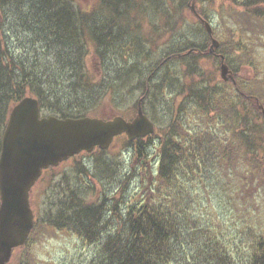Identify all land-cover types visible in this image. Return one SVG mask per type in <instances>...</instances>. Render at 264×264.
Here are the masks:
<instances>
[{
  "label": "trees",
  "instance_id": "trees-1",
  "mask_svg": "<svg viewBox=\"0 0 264 264\" xmlns=\"http://www.w3.org/2000/svg\"><path fill=\"white\" fill-rule=\"evenodd\" d=\"M190 2L177 10L173 0H97L90 9L80 8L74 0H0V144L10 109L25 97L36 98L41 111L58 118L95 117L107 97L143 75L134 60L95 79L84 63L89 51L99 58L116 51L138 59L146 55V44L156 48L167 42L170 50L161 63H180V71L169 74L171 79L166 71L152 83L161 67L156 64L139 85L142 104L157 103L169 120L162 127L150 117L159 132L124 144L131 152V166L143 167L136 196L126 199L131 170L122 176L123 166L109 161L96 164L94 172L78 161L75 179L81 183L55 186L59 206L45 224L73 232L89 244L99 243L93 264H264V237L246 219L264 204V151L254 149L264 140L250 127L251 118H257L264 134L258 108V104L264 107V62L254 41L242 38L241 27L237 31L225 22L229 37L219 41L215 53L251 69L248 80L239 79L238 70L234 71L235 86L228 87L215 75L216 69L202 64L213 55L208 53L209 36L189 10ZM221 5L230 21L239 12L251 20L264 19V0H221ZM150 13L157 15L158 24L145 32L141 26L149 24L145 15ZM193 21L206 33L198 43L193 39L197 31ZM11 23L15 25L6 27ZM254 26L258 36L264 35L262 23ZM175 35L178 39H173ZM160 93L163 100L153 102L152 96ZM187 117L193 126L184 123ZM155 138L158 165L154 169L145 167L148 155L143 144ZM100 169L107 182L119 183L111 197L106 189L93 193L86 181ZM231 174L236 175L235 182ZM222 179L240 225L237 238L221 232L223 227L209 217L213 213L208 207L202 206L205 215L200 205L196 209V187L223 184ZM91 192L94 200L89 202L86 196ZM247 235L253 240L248 242ZM249 248L248 257L244 251L250 253Z\"/></svg>",
  "mask_w": 264,
  "mask_h": 264
},
{
  "label": "rangeland",
  "instance_id": "rangeland-1",
  "mask_svg": "<svg viewBox=\"0 0 264 264\" xmlns=\"http://www.w3.org/2000/svg\"><path fill=\"white\" fill-rule=\"evenodd\" d=\"M96 1L97 0H74V2L80 8L84 9L92 8L95 5ZM181 4L186 5V0H173V8H177V10H180ZM194 4L196 9L200 11L201 15L207 17V20L210 22L215 40L217 39V41L221 42L223 38L226 39L229 37L227 33L228 29L226 27L234 26L235 30L237 31L239 30V27H241V35L243 36L242 38H245V40L248 41H254L253 45L260 48V50L258 49L259 53L261 54L260 60L264 62V35L258 36V32L255 31L254 26V23H262L264 27V19L261 22L254 19L251 20L250 18L244 16L243 13L239 12L236 15L235 21H230V19H228L224 15V10L221 8V0H194ZM240 10L241 9H239V11ZM145 16L150 19V22L149 24L143 23L141 26L142 30L145 32H147L146 29L151 31V27L149 25L158 24L156 23L158 19L157 15L150 13ZM222 17L225 19V21H222ZM193 22L196 23L193 31L197 30L193 39L198 43L204 38V35H206V33L203 32L202 27L200 28L201 25L197 21ZM225 22L226 24H228L226 27L224 25ZM14 25V23H11V25H6V27H13ZM135 26L137 27L138 31H141L138 22ZM17 33L18 28H14L13 36H15ZM178 36L179 35H175L173 39H178ZM163 39L164 38L162 37V40L158 41H163ZM144 47L146 55H143L142 58H140L139 56L138 59H136L135 56H126L124 58L121 56V52L116 51H110L103 58H99L96 57V55H94L91 51H89L87 58L84 59V63L87 61V68L93 73V75H96L95 79L102 77L104 74H107L109 76V73L111 71L119 68L124 64H126V66L130 65L134 62V60H136L137 66L141 67V71L143 72L142 76L141 74H139L138 78H135L129 84L123 83L122 87L118 91H116V93H114L111 97H107L108 101L104 103V107L96 109L95 117L109 118L112 116L121 115L130 120L136 115V103L142 95V91L139 90V85H142L145 82V80L148 78V74L152 71L154 66L156 64H160L166 56V53L168 54L170 50L167 42H164L163 44L160 43L156 48H154L153 45L148 44H146ZM218 48L219 46L217 48L213 47L212 52H215ZM226 49L227 47L224 46V53H226ZM217 54L219 53H215V55ZM226 63L229 66L231 72L238 70L237 76H239V79L241 78L248 80L250 78L251 69H249L248 66L244 65L243 67H238L233 58L229 59V61H226ZM202 64H204V66L209 70L216 69L215 75L219 78V62L216 56H213L212 60H207ZM160 66L161 67L158 68L154 74V79H151L152 83H156L158 81V78L163 76L166 71L168 79H171L172 77L169 74H176L181 69L179 61H167V63H163V65L161 64ZM232 74L233 73L227 74V80L225 81L227 86L228 84L233 85V81L235 80V78L232 77ZM174 88L175 87L173 86L172 89ZM159 100H163V95L161 93L159 95L154 94V96H152L153 102H157ZM154 104L156 106H152L150 103H147L146 105L143 104V111L149 118V120L154 124L156 130L155 133H157V131L159 132V130L157 128V125H155V122H153L151 118H157L159 120V123L161 125L163 124L162 127L165 126L166 123H168L169 119H167L164 110L161 107L158 108L157 103L154 102ZM41 115L45 117L52 116L49 115L45 110L41 112ZM184 123L187 124V126L194 125V122L188 117L184 121ZM261 126L262 122L260 120H258L257 118H251L250 127H253L256 136L260 138L259 140H264V134L262 132ZM157 140L158 139L156 138L153 140L151 139L150 142L145 141L143 144V146L145 145L146 153L148 155L146 156L147 164L145 165V162H143V165H145V167L151 166L155 169L158 165V159L156 156L157 154L153 147L155 143H158ZM114 141L115 142H113L111 147L104 153L95 150L86 155L82 154L61 163L57 167H50L43 172L39 180L33 186L30 193V205L34 213L35 226L26 244L13 251L11 258L7 264L94 263L95 257L97 256V253L100 249L99 243L95 242L89 244L88 242L82 241L73 232L58 231L47 227L45 223L47 222L50 214L53 213L54 210L59 206L57 202L59 201L60 196L57 194V190L55 189L56 184L61 185V183L64 184L65 181L69 182L70 184H72L73 182L81 183L80 181H76L77 179H75V172L79 170L81 164L85 165L86 168L91 172H94L96 164H102L101 166H103L105 163H107V161L111 162L112 164H121L123 166L122 176H124V174H129L130 170L131 173H133H130L129 175L130 180L127 184L128 191L126 199H129L128 197L130 196H136L138 194L139 183L143 178V167L136 163L134 164V167L131 166V164H133L131 160V152L124 147V144L126 143V139L124 137L116 138V140L114 139ZM254 149L264 151V142L258 141L254 145ZM105 176V173H103V171H101L100 169L99 174L95 173L94 178H92L91 176L90 178H87L86 181L90 183L91 188L93 189V193L97 194L100 193L103 189H106L109 197H111L112 193L118 187L119 183H117L116 180H113L114 182L112 183H110V181L107 182ZM230 180L235 182L237 180L236 175L231 174ZM222 181H224L223 184H208L206 185V189H204L202 186L196 187L198 193V196L196 198L197 200H195L196 209L198 208V205H200L198 209H201V213L203 214L204 212L202 210V206L205 205L206 207H208L207 209L213 213L209 215V217L213 219L214 223H216L217 225L221 224V227H223L221 232L223 234H232L235 238H237L238 228L240 225L237 224V219L234 216L233 211L231 210L228 191H226V189L224 188L226 180L222 179ZM62 189L63 187H59L60 191ZM93 193L91 192L86 196L89 202L94 200ZM93 202L99 204L98 201ZM262 202H264V198ZM120 207H123V203L120 204ZM241 210L242 209L240 208L239 213L241 212ZM198 213L200 212H197V215H199ZM239 213H237V215ZM246 219L248 220V223L250 225L255 227L253 231L257 235H262L264 237V204L262 203L259 211H254L250 215L246 216ZM224 224L226 225L224 226ZM217 225L216 227H218ZM225 227H227V232ZM245 239L248 242L253 240L251 235L245 236ZM103 240L104 237L102 238V241ZM249 251L250 253H247L246 250L244 251L245 256H250V254L252 253L250 248ZM234 257L236 258V255H234Z\"/></svg>",
  "mask_w": 264,
  "mask_h": 264
},
{
  "label": "water",
  "instance_id": "water-1",
  "mask_svg": "<svg viewBox=\"0 0 264 264\" xmlns=\"http://www.w3.org/2000/svg\"><path fill=\"white\" fill-rule=\"evenodd\" d=\"M190 9L195 12L193 3ZM204 26L211 36L209 23L204 21ZM211 45L210 52L219 44L212 39ZM228 73V67L222 64V80H227ZM141 102L142 99L131 121L121 116L108 120L41 117L39 103L32 97L22 99L11 109L0 148V264H6L12 250L24 245L33 228L29 193L42 170L81 152L106 150L122 134L133 141L154 133V125L143 113ZM259 107L264 117V109Z\"/></svg>",
  "mask_w": 264,
  "mask_h": 264
},
{
  "label": "bare ground",
  "instance_id": "bare-ground-1",
  "mask_svg": "<svg viewBox=\"0 0 264 264\" xmlns=\"http://www.w3.org/2000/svg\"><path fill=\"white\" fill-rule=\"evenodd\" d=\"M83 7V6H82ZM18 28V27H17ZM24 29V28H23ZM28 35V34H27ZM162 64V63H161ZM163 65V64H162ZM173 69V68H172ZM169 70H170V68H169ZM169 72V71H168ZM171 74V73H170ZM174 132V131H173Z\"/></svg>",
  "mask_w": 264,
  "mask_h": 264
},
{
  "label": "flooded vegetation",
  "instance_id": "flooded-vegetation-1",
  "mask_svg": "<svg viewBox=\"0 0 264 264\" xmlns=\"http://www.w3.org/2000/svg\"><path fill=\"white\" fill-rule=\"evenodd\" d=\"M123 136V135H122Z\"/></svg>",
  "mask_w": 264,
  "mask_h": 264
}]
</instances>
